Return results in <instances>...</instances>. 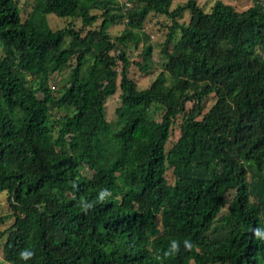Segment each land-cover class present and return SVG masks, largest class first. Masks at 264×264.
Returning <instances> with one entry per match:
<instances>
[{
	"label": "trees",
	"instance_id": "16d2710c",
	"mask_svg": "<svg viewBox=\"0 0 264 264\" xmlns=\"http://www.w3.org/2000/svg\"><path fill=\"white\" fill-rule=\"evenodd\" d=\"M172 2L31 0L24 10L0 0V194L13 215L3 261L264 264V242L251 236L264 227V0L241 11ZM49 14L82 27L53 30ZM150 14L171 25L162 70L139 89L119 46L151 55ZM117 23L124 28L112 37ZM65 68L66 82L51 89ZM117 90L109 122L105 101ZM104 188L113 197L84 214L79 201ZM173 239L181 250L164 257ZM186 239L199 251L186 252ZM26 248L35 255L23 261Z\"/></svg>",
	"mask_w": 264,
	"mask_h": 264
},
{
	"label": "rangeland",
	"instance_id": "374dc122",
	"mask_svg": "<svg viewBox=\"0 0 264 264\" xmlns=\"http://www.w3.org/2000/svg\"><path fill=\"white\" fill-rule=\"evenodd\" d=\"M20 7L24 10H27L30 6L31 0H17ZM121 3H124L125 0H119ZM187 0H173L171 4V8H175L177 5L185 3ZM200 7H202L205 11H209L210 6L215 1H222L226 4H230L234 6V8L238 11L244 10L248 8L253 0H195ZM130 6V5H129ZM48 23L51 29H61L69 24H71L75 29H80L82 27L80 20L75 19H59L54 14H49ZM189 19L188 13H184L183 18L178 20L179 22H187ZM100 23V19L95 22L91 28H97ZM171 25L170 20L163 16L157 14H150L146 18L143 31L148 36V43L152 46L153 52L150 56L143 57L140 55L142 50L141 46L136 48L132 43H123L119 46L120 49L124 50L126 55L130 59V67H129V75L131 78L135 79L136 84L139 89H144L149 86V84L154 80V78L158 75V73L162 70L163 64L165 62L163 55L161 54L162 45L165 41L166 34L169 30V26ZM124 28L122 23H117L112 26L109 30V33L112 37L119 36ZM87 28H83V32H85ZM139 66L142 70H139ZM118 70H120V64L118 66ZM69 76V68H65L62 72L56 73L49 81L50 88L53 90L57 89L58 85H63ZM214 102L213 97L206 99L203 106V111L206 112L211 104ZM120 105L119 101V90L117 92L106 99L105 101V116L107 121L112 122L115 119V110ZM190 106V104L188 105ZM151 112L154 115L156 120H160L161 113L159 109L153 108ZM181 122V118H177L174 125L171 128V135L166 145V149H168L178 138L179 136V123ZM119 146L117 140L111 139L110 147L112 151H116V148ZM167 177L169 181H172L171 172L167 173ZM13 223V215L12 211L7 202V194L3 192L0 194V261H3V253L2 247L5 241V236L3 232L6 231L11 224Z\"/></svg>",
	"mask_w": 264,
	"mask_h": 264
},
{
	"label": "clouds",
	"instance_id": "9594fccd",
	"mask_svg": "<svg viewBox=\"0 0 264 264\" xmlns=\"http://www.w3.org/2000/svg\"><path fill=\"white\" fill-rule=\"evenodd\" d=\"M74 188H78V185L74 184ZM113 197L112 191L107 188L101 189L94 201L87 199H81L79 201V208L84 214H87L89 211L93 210L97 203H106ZM251 236L254 240L264 242V227H256L252 230ZM183 248L186 252H191L193 250L199 251L198 247L194 245L191 241L185 240L183 242ZM181 250L180 243L173 239L171 240L168 248L163 252L164 257H171L177 255ZM35 252L31 249H24L19 253V258L23 261H28L33 258ZM156 259H161L160 256H157ZM0 264H8L7 261H0ZM193 264L195 262L193 261Z\"/></svg>",
	"mask_w": 264,
	"mask_h": 264
}]
</instances>
